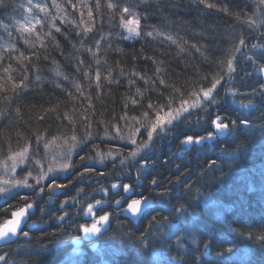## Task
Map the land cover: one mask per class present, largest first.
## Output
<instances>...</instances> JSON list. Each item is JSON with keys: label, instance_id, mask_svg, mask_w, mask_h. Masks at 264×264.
I'll list each match as a JSON object with an SVG mask.
<instances>
[{"label": "trees", "instance_id": "16d2710c", "mask_svg": "<svg viewBox=\"0 0 264 264\" xmlns=\"http://www.w3.org/2000/svg\"><path fill=\"white\" fill-rule=\"evenodd\" d=\"M55 1L61 5L63 10L52 7ZM73 2L77 3V9H73L67 3V0H53L50 4H48V0H45V3L49 5L50 15L44 18L43 29L41 26H36L34 33H24L23 37L19 31L20 25L25 24L26 18L31 15L26 11L27 0H4L5 7H0V43L4 42L9 45L8 47L0 46V56L5 57L3 62L0 63V77L5 75L3 72L4 67L11 63L14 69L10 72L11 76L17 81L22 78L23 73L16 67L18 61L9 59V57L18 56V52L13 51L11 46H15L20 51H25L26 54L32 50L37 51L40 55L39 60L33 58L31 63L23 61L29 67V87L18 90L20 91V97L13 99L10 108L6 107L7 101L0 100V109H3L6 113L5 117L0 119V159H4L10 150L13 152L18 150L29 139L33 142V150H35V134L37 132L46 133V139L59 135L61 137L70 136L72 134L71 125L63 119L65 112L75 119L77 135L82 136L84 134L85 130L81 126L83 121L80 116L81 107L87 108V101L79 98V94L76 93V89L72 84V81H76L81 85L87 83L83 79L82 73L78 74L75 71L73 58L77 53L73 49V44L83 53L81 58L87 57L85 67L88 66V63H91L93 75L96 67L91 56L81 48L80 38L76 36V32L83 31V25H80V21L87 22L89 20L87 8L83 7L84 5L92 8L95 18L93 31L84 34L86 37H90V39H85V46H93L101 36L105 37L101 41L98 54L100 69L103 75H107V69L111 68L112 77L119 80V84L112 83L108 85L102 78L101 82L104 88L103 95L99 99H97L94 83L92 88L85 89V94L91 93L93 97L92 103L96 110V116L93 119L96 121L103 119L109 122L112 121L113 114H115L117 121L119 120L120 115L123 114L122 106L126 97L135 94L137 87L144 93L145 107L148 98L156 99L158 91L164 92L165 96L168 94L159 85L158 81L157 90L148 91L149 86L145 85L143 80L139 77H131L133 71L147 77H155V70L160 67L162 71L159 75L168 83L184 84L185 87L194 81L200 80L197 69L200 70L201 75L208 74L210 76L216 72L220 60L224 58L225 51L232 46L230 37L245 32L247 28L244 13L247 12L248 16L253 19L254 16L251 10L256 8V0H205V3H200V0H151V10L147 13L148 19L146 21L142 20V27L147 26L144 27V30L148 31L151 30V26H155L163 35L156 36L154 34L153 37L142 36L124 40L119 36L122 29L119 26L118 18L109 19L111 10L106 7L107 0H100L101 7L99 10L95 7L96 0H73ZM113 2H116V0H113ZM207 4H212L214 7H208ZM21 5L25 7H21ZM223 9H227V11ZM80 11L84 13L82 17ZM39 15L44 17L43 13H39ZM141 15H144V13H141ZM237 15H239V19H237ZM54 17L55 20L53 21ZM60 17L64 18V23H61ZM53 22L61 27L63 33H55L54 29L52 30L56 40L59 41V49L52 39L45 35ZM4 25H8L7 30H5ZM8 31L12 32L11 36L8 35ZM37 33L40 35V40L36 38ZM245 34L247 33L245 32ZM65 35H68L67 40ZM165 35H171L177 43L173 44L171 40H166ZM25 37L29 40V44L24 43ZM41 41L45 44L43 48L40 46ZM255 41V39H250L248 46L254 44ZM33 44L35 45L34 49L31 48ZM109 44L111 47L108 46ZM193 44L203 45L201 50L203 54L197 52L192 47ZM178 45H182L184 50L181 51ZM60 49H63V55H61ZM244 50L245 48L242 49V52ZM241 53L237 54L234 66L240 67L242 72L240 75L237 72L233 75L237 83V86L235 83L233 88L239 89L243 93H250L251 88L253 86L258 87V81L264 79L254 73V67L251 63L249 65L247 62L243 64L239 61L242 57ZM44 56H48L49 59L45 60ZM145 57L153 58L155 63H153V59H145ZM53 59L57 62L56 64L53 63ZM70 60L73 62H70ZM57 70L62 75L57 76ZM121 71H123V75L120 74ZM37 76L40 77L39 80L36 79ZM65 77H68V79H65ZM129 78L135 79L136 84L130 87ZM226 79L225 77L222 81L223 87H219V91H222L227 84ZM200 82L206 83L202 80ZM0 84L8 88L9 95L12 94L10 81L0 80ZM57 84L60 87H56ZM62 89H68L78 98L69 97L68 93ZM3 94V92H0V97ZM136 98L139 99L138 96ZM222 99H220L221 105L225 102ZM245 102L247 104L251 102L253 107L240 112L251 114V119L256 122L255 136L252 132L247 133L250 137L248 140H245L242 135L239 136V142L233 144L232 148L229 149V152L233 154H235V149H240L237 159L235 162L228 160L221 163L219 167L223 168V172L207 168V160L212 156L210 147L206 146L202 151L195 148L182 149L176 139V133L175 136L173 133L172 138L170 135L167 140L164 139L159 142L161 150L153 155L155 170L147 172L144 176L145 172L141 174L140 179L143 180V186L140 188L141 194L147 195L149 198H152L149 190L152 187L150 182L153 177L158 178V183H166L167 180L171 179L172 184L168 186L170 188L174 187L175 190L171 193L170 198L165 197V203L159 205L164 209V215L180 205H183L189 213H192L193 208L190 205L194 204L198 198H203V196L198 197L197 190L203 195H207L209 191L216 190V180L218 178L224 177L226 179L225 187L221 188L218 193L222 206L213 207L209 210L200 205L196 209V215L203 217L207 227L201 228L204 237L200 233H194L193 237L185 241L182 250L184 260L190 259L191 250L198 249L199 251L196 253L197 264H215L218 258L215 243L207 250L203 247L204 243L212 242V237L215 236L217 240H237L246 250L255 251L254 260L256 264H261V254L264 253V246L256 237L264 234V223H262V218H264V195H262L260 180V172L264 169V142L259 140L261 136L259 129L264 127V119L260 118L262 112L261 108L257 106L261 103L259 96L248 95ZM57 105L55 112L46 111ZM228 105H230L227 108L228 111L236 108L229 101ZM17 107L20 108L19 115L15 111ZM141 111L139 105L133 108L129 101V116H139ZM209 111L212 112V109H209ZM237 111L239 110L237 109ZM57 114L60 115V120L55 119ZM40 115H44L45 119L40 120L38 118ZM202 116L204 120L207 118L204 113ZM196 119L198 118H188V122L182 127L184 128L188 123L190 126H196ZM120 123L123 124V122ZM109 129L115 135L114 130L111 129V123H109ZM91 131L97 134L95 143L99 145V150L103 153H107L111 149L115 154L116 150L124 143L120 140L99 139L104 135L103 125H94ZM92 143V141H89L88 145L79 148L80 150L77 151L79 155L74 157L76 170H80L85 163H93L98 169L103 170L105 175L88 173L90 174L89 182L84 180L85 182L83 181L82 184L74 179L66 188L68 189L66 193L69 195L72 193L75 195V193L77 194L76 190L83 189L87 194L93 192L95 198L97 197L96 193H100L103 189H109L112 183L120 181L118 180L120 177L124 180L126 175H123L122 172L125 170L127 174L130 173L134 180L135 169H122L118 160L116 167H111L113 161L110 157V167L107 166L102 169L98 166L96 164L98 160L95 156V149L91 146ZM210 144L211 142H209ZM42 146L41 144L40 152ZM129 150L130 145H126L124 155H127ZM217 152H219V149H217ZM80 155L85 156L84 161L80 160ZM89 155L93 157L91 161H88ZM165 160L167 163H164ZM177 165H179V170L184 173L180 176V183H177L176 179L178 174ZM185 180L192 185L190 191L187 187L181 186ZM63 183H68V181ZM249 185L255 190L250 191ZM86 195H81L78 199L83 200ZM99 199L101 198L98 197L97 200ZM38 200L36 194L30 197V201L34 203L38 211L35 210L36 213H31L33 220L37 222L35 228L31 231L26 227L24 229L29 232V236L24 237L21 235L16 243H10V245H4L0 248V255L7 256L8 264L9 262L10 264H57L68 250L66 242L70 240L76 225L83 221V215L79 211L80 207L77 206L78 203L75 206L66 207L64 211H67L69 215L62 222L59 219V221L56 220L60 215L53 213L60 200L57 199L52 204H44L45 201ZM108 200L112 205L113 200L111 198ZM11 203L15 206L17 203L23 204L24 201L14 200ZM38 204H40L41 209H38ZM111 209L115 214L112 216V225L105 238L112 241L113 244L119 245L123 251L120 258L113 264H135V261L143 254H145L144 260H148L150 251L157 247L162 249V253L166 255V258L169 255L177 256L176 251H170L167 247H161L151 242H149V247L141 246L137 239L140 235L138 229L146 228L147 221L130 222L119 210L112 207ZM7 215H10V210L8 213L0 211V222ZM113 223L115 224L113 225ZM241 225L244 227H241ZM118 226H120V229H118ZM229 228H235L236 232H230ZM164 231H167V229H164ZM238 232L244 233V235L237 236ZM249 232L252 234L251 239L248 238ZM111 238H114V240H110ZM193 239L196 241L195 243H193ZM57 240H60L64 247L54 246ZM174 243L175 241H173ZM89 254L86 256L88 257L85 261L86 264L93 258Z\"/></svg>", "mask_w": 264, "mask_h": 264}, {"label": "snow or ice", "instance_id": "6c2138e0", "mask_svg": "<svg viewBox=\"0 0 264 264\" xmlns=\"http://www.w3.org/2000/svg\"><path fill=\"white\" fill-rule=\"evenodd\" d=\"M67 3L73 8L77 9V3L73 0H67ZM200 3H205V0H200ZM264 0H256V8L252 11L253 16H258L257 20H253L245 12V20L247 28L245 32H241L239 35H233L230 37L232 46L227 49L224 53V58L220 60L218 70L211 74L201 75L200 70L197 69V75L200 80L206 81L201 83L200 80L194 81L185 87L184 84L168 83L163 77L159 75L162 71L160 67H157L155 77H147L141 75L139 72L133 71L131 77H139L144 81V84L149 86L148 91L157 90V81L160 86L163 87L164 91L168 94L165 96L164 92H159L155 100L148 98L146 107L144 106V93L139 87L136 88L135 94H130L126 97L125 103L123 104V114L120 115L117 121L115 114H113L112 121H105L103 119L96 121L93 117L96 116V110L92 103L93 97L91 93L85 94V89H90L95 85L97 99L103 95L104 85L102 84V78L107 82L108 85L112 83L119 84V80L112 77V69H107V75H103L100 69V59L98 54L100 52L101 41L105 37L101 36L99 40L95 41L93 46H85V39H90L84 34L91 33L95 26V18L93 15L92 8L88 5L83 7L87 8V15L89 20L85 22L80 21V25H83V31L76 32V36L80 38L79 43L82 49L86 51L92 58V61L96 65L94 75L92 73L91 63L85 67L87 63V57L81 58L83 53L80 49L76 48L73 44L77 55L73 58L75 63V71L79 74L82 73L83 79L87 82L85 85H81L76 81H72L73 86L76 89V93L79 94V98H83L87 101V108L81 107V120L83 121L82 127L84 128V134L82 136L77 135L76 132V121L67 112L63 114V119L67 120L71 125V135L65 136L61 141L59 147L62 151L51 157L49 161L48 152L49 146L60 140V136H52L49 139L45 138L46 133L37 132L35 134V150H33V142L29 139L18 148L16 151H9V154L0 161L2 165V175H0V211L8 213L10 215L2 218L0 222V241L5 244L14 242V238L22 235L24 237L29 236V232L25 231L22 227L23 224L27 223V219L30 216V211L33 209L34 203L30 201L33 193L36 195L42 194L47 189L52 195L62 194L58 190L65 189L73 181L69 177L79 179L84 177L88 173H95L96 175L103 176L105 172L98 169L93 163H85L83 167L77 171L76 165L73 162V155H79L76 152L77 148H83L88 145L89 141H92V148L95 149V156L97 160L103 165V161L109 157L113 161V167H116L118 158L119 165L122 169L133 168L136 171L137 183H121L116 182L111 184V189H103V195L108 196L109 191L112 192L111 199L114 201L116 209H119L124 213L125 217L130 222L140 220L141 222L147 221V227L144 229H138L140 235L137 237L139 243L143 247H149L152 244L160 245L161 247H167L170 251L174 250L177 252V256L169 255L162 264H197L196 253L198 249L191 250L192 255L190 259L184 260V249L185 241L190 237H193L194 233H200L204 237V233L201 232V228H206L207 225L204 223L203 217L196 215V209L203 205L204 208L211 210L213 207H221L222 201L218 198V193L221 188H224L227 181L224 177H220L216 180L217 188L215 191H209L207 195H203L198 192V197L203 196L202 199L190 205L193 208V212L189 213L187 208L180 205L174 207L172 211H169L167 215H164V209L159 205L165 203V197L171 196V193L175 190L174 187H169L172 184L171 179L167 180L166 183H158V178L153 177L151 180V189L149 190L152 194V198L149 196L139 194L137 195L136 189L143 185L139 183L141 174L144 172H152L155 170V161L153 155L158 151L157 144L166 139L168 136L176 133V139L179 141L182 149H197L202 151L204 147H210L212 156L207 160V168L213 171L223 172V168L219 165L225 161L231 160L236 161L240 149L234 150L235 154L230 153L229 149L232 148L233 144L239 142V136H244L245 140L250 139L247 133L252 132L255 136L256 122L251 119V114H245L244 112L237 111L236 108H232L228 111V101L225 100L224 104L221 105L217 97L219 96V87H223L222 81L225 77L229 80L232 78V74L235 72L234 61L237 60V54L242 52V49L248 47L250 39H255L258 43L251 44V48L255 51L252 55L245 53V59L255 66L257 74H264V31L260 30V26L264 25ZM208 7H214L212 4H207ZM0 7H5L4 0H0ZM21 7H25L21 5ZM52 7L61 9V5L53 2ZM95 7L97 10L100 9V0H96ZM106 7L111 10L110 20L118 18L119 26L122 31L119 33L121 39L129 40L144 37H153L163 35L155 26H151V30L145 31L142 27V20H147V13L151 10V0H107ZM37 10V11H34ZM227 11V9H223ZM26 11L31 15L26 18V23L21 24L19 31L23 37L24 33H34L36 26L40 25L43 29L44 18L49 16V5L44 3L43 0H27ZM39 13H43L44 17H41ZM144 13V15H141ZM81 17L84 15L83 11H80ZM239 19V15H237ZM55 17L53 18V21ZM61 23H64V18L60 17ZM74 23V22H73ZM255 25L256 27H253ZM7 30L8 25H4ZM55 33L63 34L61 27L57 26L54 22L51 23L49 30L45 33L46 36L50 37L59 49V41L56 40ZM126 33V34H125ZM8 35L11 36L12 32L8 31ZM37 40H40L39 33L36 34ZM65 39H68V35H65ZM166 40H171L173 44L177 41L171 35H165ZM24 43L29 44V40L25 37ZM187 43V41H185ZM40 46L43 48L45 44L41 41ZM111 47V45H108ZM12 50L18 52V56L9 57V59H15L18 61L17 69L23 73L22 78L17 81L11 76L10 72L13 69V65L9 63L4 67V76L0 77V80L11 82V95L8 94V88L0 84V92H3V96L0 100L7 101V108L11 107L13 99L20 97V91L29 87V67L27 61L31 63L33 58L39 60L40 55L37 51H20L15 46H11ZM181 51L183 46L178 45ZM197 52H201L203 45L197 46L192 45ZM34 49L35 45H31ZM61 55H63V49H60ZM201 54H203L201 52ZM5 57L0 56V63L3 62ZM44 59H49L48 56H44ZM68 59V57H66ZM135 59V57H133ZM145 59H153L151 57H145ZM207 59V57H205ZM70 62H73L70 60ZM53 63L57 62L53 59ZM119 64V62H117ZM153 63L155 60L153 59ZM35 67V65H33ZM59 66L57 65V68ZM123 75V71L120 73ZM56 75L60 76L62 73L57 70ZM40 79L39 76L36 77ZM68 79V77H65ZM129 86L136 84V80L129 78ZM187 83V82H186ZM258 87L253 86L250 93H243L241 95L259 96L261 103L258 104L261 108V119H264V80L258 81ZM56 87H60L59 84ZM66 91L69 97L76 99L74 93L68 89H62ZM232 96L233 98L237 95L236 89H227L226 96ZM139 97L137 99L136 97ZM129 101L133 108L137 105L140 106L142 111L139 116H129ZM56 107L48 109L46 111H56ZM253 107L251 102L249 104L240 105V108L248 109ZM196 109H200L206 115V119L201 123L198 118L196 125L189 126L186 129L182 126L188 121L189 115ZM212 109V112L209 111ZM17 115L20 114V108L15 109ZM213 112L215 113L213 115ZM188 115H185V114ZM254 114V113H253ZM6 113L3 109H0V119L5 117ZM40 120H44L45 116L40 115ZM55 119L60 120L59 114L56 115ZM120 122H123L121 124ZM109 123H111V129L114 130L115 135L109 129ZM103 125L104 135L99 137L101 140H120L124 143L115 152L110 149L107 153H103L99 150V145L95 143L97 134L92 132L91 129L94 125ZM179 130V131H178ZM261 136L259 140L264 142V127L259 129ZM209 142L211 144L209 145ZM41 144L45 150L44 157L40 156ZM126 145H131L127 155H124V149ZM223 146V147H222ZM66 149V150H64ZM219 149V152H217ZM214 157V158H213ZM81 161L85 160V156H79ZM93 157L88 156V161H91ZM9 161L11 163H9ZM164 163H167L165 160ZM20 165H26L21 168V175H17V168ZM177 183H180V176L183 175V171L179 170L177 165ZM60 173V175H58ZM33 181L30 183L29 181ZM67 180L68 183L60 182ZM261 190L264 195V169L260 172ZM83 183V180L80 181ZM182 187H187L191 190L192 185L188 184V181H183ZM22 189H29L28 192H22ZM159 189V191H157ZM249 190H255L249 185ZM83 192V189H78L77 194L74 197H70L72 203L69 204V200L66 199L61 204V209H64L65 205L69 207L75 206L79 203L78 197ZM119 197V198H116ZM159 198V199H157ZM14 200L24 201L23 204L17 203L15 206L11 203ZM81 213L84 217L89 219L83 220L76 225V228L72 232L71 238L66 242L68 251L65 253L60 264H86L83 259L84 253L82 251V243L89 242L92 249L96 253V257L88 261L87 264H111L110 261L104 259L105 249L98 246L105 235L108 233L111 227L110 217L114 215V211L111 208H104L101 206V200H94V202H88L85 207L81 208ZM68 216V212L64 211L61 216L58 217L60 221H64ZM235 223V221H234ZM264 223V218H262ZM71 227V225H69ZM241 227H244L241 225ZM167 229V231H164ZM230 232H236L235 228H229ZM244 233L238 232L237 236H243ZM248 238H252V234L249 232ZM257 240L262 242L264 246V234L256 237ZM173 241L175 243L173 244ZM196 241L193 239V243ZM61 243L60 240L56 241V245ZM215 243L217 246V260L215 264H256L254 260L255 251L246 250L237 240L225 241L217 240L215 236L212 237V242L204 243L203 247L205 250L210 248ZM153 257L156 254L153 253ZM153 257L148 260L138 259L135 264H152ZM0 262L8 264V260L5 255H0ZM261 264H264V253L261 254Z\"/></svg>", "mask_w": 264, "mask_h": 264}, {"label": "rangeland", "instance_id": "374dc122", "mask_svg": "<svg viewBox=\"0 0 264 264\" xmlns=\"http://www.w3.org/2000/svg\"><path fill=\"white\" fill-rule=\"evenodd\" d=\"M44 1V3H45V0H43ZM53 0H48V4H50L51 2H52ZM55 3L56 4H59L58 2H56L55 1ZM261 7H264V5H262ZM261 15H264V13H262ZM259 17L258 16H254V18H253V20H257ZM22 22H24V21H22ZM21 22V23H22ZM24 23H26V22H24ZM37 26H40V25H37ZM253 27H256L255 25H253ZM260 30L261 31H264V25H261L260 26ZM255 43H258V41L256 40L255 41ZM5 46V47H8L9 45L8 44H6V43H4V42H1L0 43V46ZM253 51H255V50H253L252 48H251V45H249L247 48H245V50L241 53V55H242V57L239 59V61H241L243 64L245 63V62H247V63H249V65H250V62H248L246 59H245V53L247 54V55H252V52ZM238 61V62H239ZM235 62V61H234ZM252 66L254 67V73L256 74V75H259L260 77H262L263 79H264V77L262 76L263 74H257V72H256V70H255V66L252 64ZM235 67V69L237 68L238 70L236 71L235 70V72H237L238 73V75H240V73L242 72L241 71V68L240 67H237V66H234ZM235 72L232 74V78L229 80L227 77V79H226V81H227V84L225 85V87H224V91L222 92V91H219V89H218V91H219V96L217 97V99H218V101L220 102V99H222V100H227V101H229L231 104H232V106H234V107H236L239 111H241V110H247V109H243V108H240V105H244V104H247L246 102H245V99H246V97L248 96L247 94H245V95H241L240 93H241V91H239V89L237 90V95L233 98L232 96H230V95H228V96H226V90L227 89H235V88H233V85H235V83H236V79H234V76L233 75H235ZM236 73V74H237ZM236 86H237V83H236ZM200 114V115H199ZM202 114H203V112H201V110L200 109H196V110H194L193 112H192V114L191 115H189V119H193V118H199L200 119V121H201V123H203V121H204V117L202 116ZM185 115H188L187 113L185 114ZM197 120V119H196ZM188 121H186L185 123H187ZM190 126V124L188 123V125H186L184 128L186 129L187 127H189ZM196 126H198V125H196ZM60 136V135H59ZM174 136H175V133H174ZM168 137H170V136H168ZM63 138L64 137H61L60 136V140H57L56 141V143H54V144H51L50 146H49V149L47 150V152H48V157H49V161L48 162H51V157L53 156V155H55V154H58L59 152H61L62 151V149H61V147H59V145L61 144V141L63 140ZM171 138H172V135H171ZM166 140H167V138H166ZM43 147V146H42ZM130 148H131V145H130ZM157 149H158V151L157 152H159L160 150H161V146H160V143H158L157 144ZM64 150H66V149H64ZM80 149L79 148H77L76 149V152L77 151H79ZM104 153H106V152H104ZM44 154H45V150H44V148H42V150H41V152H40V156L41 157H44ZM75 157V154L73 155V157H72V159H73V162H74V158ZM3 159H0V161H2ZM118 160V159H117ZM9 163H11L10 161H9ZM96 164H98V166H100L102 169H103V167H110L111 166V161H110V159L108 158V159H106V160H104L103 161V165H101V163L99 162V161H97L96 162ZM117 164V163H116ZM24 167H26V165H20L18 168H17V175L18 176H20L21 175V172H20V169L21 168H24ZM111 167H113V166H111ZM81 169V168H80ZM77 171H79V169L77 170ZM122 173H124L123 175H126L124 178V182L122 181V177H120L118 180H120V181H115V183L116 182H121V183H129L128 181H129V179L131 180L132 179V177H131V175H130V173H128L127 174V171L125 170L124 172H122ZM146 173L147 172H145L144 174H143V176L144 175H146ZM0 175H2V165H0ZM58 175H60V173H58ZM89 177H90V174H86L84 177H81V178H79V179H76V178H73V177H69V179H72V181H74V179H76V182H78L79 184L81 183L80 181L81 180H87L88 182H89ZM136 178V174H134V181H135V183H137V179H135ZM133 180V179H132ZM63 182L64 181H67V180H62ZM84 181V182H85ZM30 183H32L33 181H29ZM87 182V183H88ZM139 183L140 184H142L143 185V180L142 179H140V181H139ZM82 184V183H81ZM90 184V183H89ZM140 188L141 187H138L137 189H136V192H137V194H139L140 193ZM111 189V186L109 187V190ZM22 192H28V191H30L29 189H22L21 190ZM63 193H62V195L61 196H58V197H54V196H52V194L51 193H49L48 192V190L46 189L45 190V192L44 193H42V194H39L38 195V201H40V200H42V201H45L44 202V204H48L49 203V201H51V204L52 203H55L56 201H55V199H58V200H60V202H58V207H56L55 209H54V211H53V213L55 214V213H57L56 215H62L63 214V212H64V210L66 209V207L67 206H69V205H65V207H64V209H61V204L66 200V199H68L69 200V204H71L72 203V201H71V199H69L70 197H74V196H76V193H75V195H73V193L71 194V195H69L68 193H66V191H68V189H63ZM77 191V190H76ZM110 192L111 191H109V193H108V196H104L103 195V191H101L100 193H96V196L97 197H95L94 198V194H92L93 192H89L88 194H87V192L85 191H83L82 193H81V195L83 196L84 194L86 195V196H84V198H83V200H79V203H78V208L80 207V209H79V211L81 210V208H83V207H85L86 206V204H87V202H94V200H97V198L99 197V198H101V199H99V200H101V206H103L104 208H115V205H114V201H112V205L110 204V200H108L111 196V194H112V192H111V194H110ZM33 194H35V193H33ZM80 195V196H81ZM79 196V197H80ZM78 197V198H79ZM55 198V199H54ZM117 198H119V197H117ZM151 199V198H150ZM0 203H3V201L2 200H0ZM38 209H41V207H40V204H38ZM48 210V209H47ZM46 210V211H47ZM38 210H36V212H37ZM45 211V212H46ZM35 212V213H36ZM121 212V211H120ZM46 213H48V212H46ZM122 213V212H121ZM69 215V214H68ZM113 216V215H112ZM58 217V216H57ZM68 217V216H67ZM66 217V218H67ZM87 219H89L88 217H84L83 216V220H87ZM56 220L57 221H59L58 220V218H56ZM112 220H113V217L111 218V222H112ZM115 223H113V225H114ZM111 225H112V223H111ZM118 229H120V226H118ZM110 231V228H109V230H108V232ZM21 236V235H20ZM20 238V237H19ZM110 240H114V238H111ZM56 246H62V247H64L63 246V244H62V242L59 244V245H56ZM98 246H100V247H103L104 249H105V256H104V259H106V260H108V261H110L111 262V264H113L116 260H118V258H120V254H122V248L121 247H119V245L117 246V245H115V244H113V242L112 241H109L107 238H103L101 241H99V244H98ZM1 248V247H0ZM68 251V250H67ZM66 251V252H67ZM82 251H83V253H84V256H83V259L86 261V259H88V257H86V256H88V254H89V252H90V257L92 258H98V257H96V253L94 252V250H92L91 248L89 249V247L88 246H83L82 247ZM65 252V253H66ZM65 253H64V255H65ZM153 253H155L156 254V257H159V259H156V258H154L153 257ZM5 257H7L6 255H5ZM64 257V256H63ZM63 257H61V259H60V261L57 263V264H60V262H61V260H62V258ZM143 257H145V254H143V255H140V257H139V259H142ZM150 257H153V259H152V264H162V261L163 260H165L166 259V255L164 254V253H162V249L160 248V247H157V248H153L151 251H150ZM91 258H89V259H91ZM92 258V259H93ZM91 259V260H92ZM144 259V258H143ZM149 259V258H148ZM10 260H11V258H10ZM0 264H3V262H0ZM9 264H10V262H9Z\"/></svg>", "mask_w": 264, "mask_h": 264}, {"label": "flooded vegetation", "instance_id": "af4514ba", "mask_svg": "<svg viewBox=\"0 0 264 264\" xmlns=\"http://www.w3.org/2000/svg\"><path fill=\"white\" fill-rule=\"evenodd\" d=\"M136 172V171H135ZM134 172V173H135ZM136 179V178H135ZM123 180V179H122ZM123 182H124V180H123ZM129 183H134L135 184V181L134 180H130L129 179V181H128ZM64 191H63V189H60L59 190V193H63ZM64 194V193H63ZM139 194H141V190H140V193ZM139 194H137V195H139ZM62 194H56V195H52V196H54V197H58V196H61ZM55 199V198H54ZM55 201H57V199H55ZM49 204H51V201H49ZM110 208V207H109ZM116 209V208H115ZM35 210H36V207L34 206V209L32 210V211H30V216H29V222H28V224H30V222H35L34 220H33V217L31 216V213H34L35 212ZM123 213V212H122ZM112 218V216L110 217V219ZM36 223V225H37V222H35ZM28 224L27 225H25L24 227H26V226H28ZM27 228V227H26ZM20 239V238H19ZM19 239L17 240V241H19ZM17 241H15L14 243H16ZM90 243L89 242H83L82 243V245H81V247H83V246H88L89 248H90ZM91 249H92V247H91Z\"/></svg>", "mask_w": 264, "mask_h": 264}, {"label": "water", "instance_id": "95a60500", "mask_svg": "<svg viewBox=\"0 0 264 264\" xmlns=\"http://www.w3.org/2000/svg\"><path fill=\"white\" fill-rule=\"evenodd\" d=\"M262 76L264 77V74H263ZM58 192H59V190H58ZM33 209H34V206H33ZM33 209H31V210H29V211H32ZM123 215H124V213H123ZM124 216H125V215H124ZM28 222H29V218L27 219V223L22 225V227H23L24 229H25L24 226L27 225ZM133 222H138V220H135V221H133ZM35 226H36V223H35V222H30V224H28V226H26V227H27L28 230H31V229L34 228ZM19 237H20V236L14 238V242L17 241V240L19 239ZM14 242H13V243H14ZM4 245H10V244H5L4 242L0 241V247H1V246H4Z\"/></svg>", "mask_w": 264, "mask_h": 264}, {"label": "bare ground", "instance_id": "6f19581e", "mask_svg": "<svg viewBox=\"0 0 264 264\" xmlns=\"http://www.w3.org/2000/svg\"><path fill=\"white\" fill-rule=\"evenodd\" d=\"M135 174H136V172H135ZM117 210H119V209H117ZM119 212H120V210H119ZM122 214H123V213H122ZM34 228H35V227H34ZM34 228H32V229H34ZM32 229H31V230H32ZM31 230H29V231H31ZM90 248H91V245H90ZM90 248H89V249H90ZM92 250H93V249H92Z\"/></svg>", "mask_w": 264, "mask_h": 264}]
</instances>
